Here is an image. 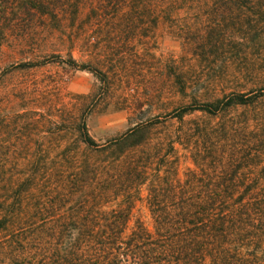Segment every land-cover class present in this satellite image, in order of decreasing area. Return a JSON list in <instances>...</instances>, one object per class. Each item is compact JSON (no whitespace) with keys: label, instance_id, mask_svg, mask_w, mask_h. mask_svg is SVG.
<instances>
[{"label":"trees","instance_id":"trees-1","mask_svg":"<svg viewBox=\"0 0 264 264\" xmlns=\"http://www.w3.org/2000/svg\"><path fill=\"white\" fill-rule=\"evenodd\" d=\"M44 15L66 56L0 72V264H264V0H0L1 31ZM158 31L179 48L150 86L177 100L95 139L106 63ZM46 63L90 71L101 93L6 78Z\"/></svg>","mask_w":264,"mask_h":264},{"label":"rangeland","instance_id":"rangeland-1","mask_svg":"<svg viewBox=\"0 0 264 264\" xmlns=\"http://www.w3.org/2000/svg\"><path fill=\"white\" fill-rule=\"evenodd\" d=\"M13 21L17 22L16 19ZM29 31H22L19 26L6 27L0 30V72L8 65L23 60L51 58L50 52H56L60 57L66 56V45L55 41L48 34L42 24H48L49 18H33ZM18 25V23H16ZM179 44L174 34L162 32L155 36L135 37L119 49L118 54L124 59V66L111 59L106 63L108 70H112L114 83L93 105L86 117V125L95 139L124 130L138 119H145L160 115V112L177 100L172 93V87L163 82L159 91L152 90L150 80L156 72H161V78H166V67L163 66L167 56L175 57ZM87 50L85 46L72 48L70 54L76 60H84ZM11 81L19 93H22L23 82L34 79L41 83L54 78L61 91L66 89L74 92L97 94L101 93L100 81L88 70L70 68L57 64H44L29 72H14L6 77ZM171 79L168 78L167 82ZM8 85L0 87L6 90ZM25 94L29 89H24ZM29 94L36 95V92ZM60 96V93H57ZM139 96L143 101L136 109H128L125 102L132 97ZM126 99V100H125Z\"/></svg>","mask_w":264,"mask_h":264}]
</instances>
